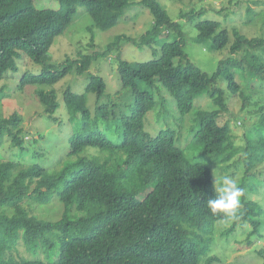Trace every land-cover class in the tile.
Returning a JSON list of instances; mask_svg holds the SVG:
<instances>
[{
	"label": "trees",
	"instance_id": "16d2710c",
	"mask_svg": "<svg viewBox=\"0 0 264 264\" xmlns=\"http://www.w3.org/2000/svg\"><path fill=\"white\" fill-rule=\"evenodd\" d=\"M57 1L58 11L38 9L33 0H0V81L17 69L16 60L24 55L41 70L37 75L23 73L18 90L50 88L35 92L43 115L51 124L66 122L71 128L68 152L47 168L33 162L43 156L39 151L25 147L22 115L0 113V146L8 138L20 156L5 161L0 155V264H211L214 258H203L216 223L226 220L206 207L214 196L212 171L177 145L185 138L181 131L166 128L152 137L144 130V119L157 106L155 94L161 88L172 96L181 116L209 91L215 109L196 113L191 150L211 158L223 173L235 159L242 163L239 185L244 195L233 226L248 221L256 230L264 219V204L251 199L254 182L264 179V93L258 89L264 86V38H248L214 20L196 23L198 43L213 51L228 48V57L210 75L188 58L179 22L157 0ZM135 5L153 18L144 34L120 35L101 50L94 46L83 55L73 49L75 56L60 64L51 61V47L71 27L79 7L92 21L87 30L93 43V29L111 30ZM203 13L181 10L179 20L191 21ZM253 14L248 10L247 15ZM169 33L176 34L174 41L160 38ZM155 42H160L157 59L129 63L118 58L121 89L115 94L107 93L96 74H88L82 94L70 85L60 97L56 93L55 86L70 74L85 75L98 59L119 55L124 44L142 48ZM221 79L227 81L225 89L216 86ZM233 120L243 126L251 121L243 145L233 137ZM25 156L30 159L24 161ZM52 199L63 206L56 222L40 221L25 209V202L35 207ZM19 241L27 253L40 250L49 258L60 243L56 260H16L11 251H17ZM258 255L264 260V249Z\"/></svg>",
	"mask_w": 264,
	"mask_h": 264
},
{
	"label": "rangeland",
	"instance_id": "374dc122",
	"mask_svg": "<svg viewBox=\"0 0 264 264\" xmlns=\"http://www.w3.org/2000/svg\"><path fill=\"white\" fill-rule=\"evenodd\" d=\"M133 1L137 2L138 0ZM157 2L167 10L169 17L174 22H179L183 31L184 51L188 58L202 71L210 75L217 71L219 62L228 57V48L222 51H213L208 44L198 43L196 23L214 20L219 22L222 28H237L241 34L248 38H264V0H157ZM33 3L38 9L60 10V4L57 0H33ZM187 9L203 10L204 13L201 16H196L191 21L179 20V12ZM221 10H228L230 13H219L218 11ZM248 10L253 11L255 14L247 15ZM126 12H130V15H126L123 22L111 30L102 32L93 29L95 39L92 43L90 41L91 34L87 30L92 27V21L85 12L84 7H79L71 27L51 47V61L60 64L67 57L75 56L76 52L74 50L80 51L83 55L91 53L94 46L96 51L101 50L107 43L109 44L115 37L120 35L138 38L151 27L153 18L148 10L135 5L127 9ZM160 38L171 42L175 40L176 34L169 33L168 35H161ZM160 54V42L142 48L124 44L119 50V55L114 53L107 58L98 59L92 63L85 75L70 74L63 82L55 86L56 93L60 97L64 88L70 85L75 93L82 94L88 74H96L102 77L106 83L107 93L113 95L121 89L117 67L119 57L129 63H136L157 59ZM16 65L17 69L8 71L5 78L0 81V98L3 97L0 103V113L3 117L10 116L15 112L22 115L24 118L22 129L25 134V147L39 151L43 155L41 158L33 160L34 163L50 168L52 165H57L68 152L70 146L68 139L71 136V128L66 122L51 124V121L43 115L44 107L39 103L35 92L47 91L50 88L27 86L23 91L18 90L22 74L37 75L40 73L41 67L24 55H20V58L16 60ZM236 79L240 81L239 77ZM226 85L227 81L221 79L216 86L225 89ZM258 89L264 93V86H259ZM160 91V94L158 92L155 94L157 106L144 119V130L152 137L166 128L181 131L185 138L177 145L183 148L186 155L195 162L208 165L212 171L214 181H218L223 174H228L240 184L244 169L238 159H235L230 164L228 171L223 173L211 158L204 157L200 152L191 150L192 132L196 129L194 123L196 113L215 109L212 100L208 96L209 91H205L195 100L192 111L186 116L179 114L174 99L166 89L161 88ZM230 96L231 93L227 92V97ZM233 114L242 120L246 118L241 114H237V112ZM248 121L249 123L245 122L246 126H243L241 120L231 122L232 134L237 145L244 144L245 132H248V124L251 123L250 120ZM34 140L36 141L33 142ZM94 152L97 154L96 151ZM0 155L5 161H18L20 157L17 149L11 146L8 138L2 141ZM29 159L30 156H25L23 160L28 161ZM254 187L255 192L251 199L261 201L260 204H264V179L255 181ZM50 202L43 205H36V203L32 204L33 202H31L30 204L36 205L35 207L25 202V209L40 221L53 223L61 218L63 206L59 202L53 201V199ZM233 224L234 220H221L216 223L215 235L203 261L214 258L211 264H263L264 260L258 255V251L264 249V219L256 230L248 221L239 222L236 226H233ZM248 242L251 244L249 247L247 246ZM59 246L60 243L57 242L54 246L55 256L49 258L44 257L40 250L35 255L34 253H27L22 241H19L17 251H11V254L16 260L22 257L25 260L40 259L46 262H54Z\"/></svg>",
	"mask_w": 264,
	"mask_h": 264
},
{
	"label": "clouds",
	"instance_id": "9594fccd",
	"mask_svg": "<svg viewBox=\"0 0 264 264\" xmlns=\"http://www.w3.org/2000/svg\"><path fill=\"white\" fill-rule=\"evenodd\" d=\"M213 187L214 196L207 200V209L213 216H221L226 220L236 219L244 189L228 174H223Z\"/></svg>",
	"mask_w": 264,
	"mask_h": 264
}]
</instances>
